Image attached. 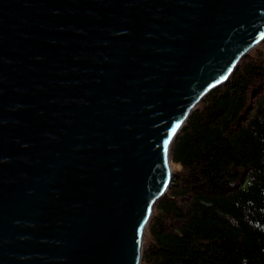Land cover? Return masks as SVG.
<instances>
[{
  "label": "water",
  "instance_id": "water-1",
  "mask_svg": "<svg viewBox=\"0 0 264 264\" xmlns=\"http://www.w3.org/2000/svg\"><path fill=\"white\" fill-rule=\"evenodd\" d=\"M263 40L264 0H0V264H140L172 126Z\"/></svg>",
  "mask_w": 264,
  "mask_h": 264
},
{
  "label": "trees",
  "instance_id": "trees-1",
  "mask_svg": "<svg viewBox=\"0 0 264 264\" xmlns=\"http://www.w3.org/2000/svg\"><path fill=\"white\" fill-rule=\"evenodd\" d=\"M140 264H264V40L190 112Z\"/></svg>",
  "mask_w": 264,
  "mask_h": 264
},
{
  "label": "snow or ice",
  "instance_id": "snow-or-ice-1",
  "mask_svg": "<svg viewBox=\"0 0 264 264\" xmlns=\"http://www.w3.org/2000/svg\"><path fill=\"white\" fill-rule=\"evenodd\" d=\"M231 71V69H229ZM227 77L222 76L220 80L217 81V84H219L222 80L226 79ZM183 121H178L175 125L172 126L170 133L168 134V139L164 141V148L165 152L167 153L169 142L172 140L173 136L177 133V130L181 127V124ZM151 210V206H149V211ZM144 225H141V228H143Z\"/></svg>",
  "mask_w": 264,
  "mask_h": 264
}]
</instances>
